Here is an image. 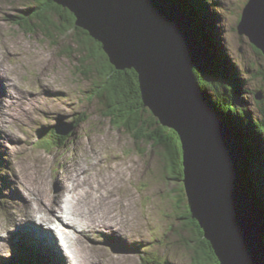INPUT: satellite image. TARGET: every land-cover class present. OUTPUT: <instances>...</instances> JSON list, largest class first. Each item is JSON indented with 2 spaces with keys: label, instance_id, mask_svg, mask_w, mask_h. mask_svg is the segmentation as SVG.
<instances>
[{
  "label": "rangeland",
  "instance_id": "rangeland-1",
  "mask_svg": "<svg viewBox=\"0 0 264 264\" xmlns=\"http://www.w3.org/2000/svg\"><path fill=\"white\" fill-rule=\"evenodd\" d=\"M246 1L218 0V8L212 10L220 18L216 38L229 59L237 61L240 77L246 81L248 92L241 98L242 104L259 119L256 92L263 90L264 79L257 78L255 72L264 70V54L237 31ZM35 2L0 0V264H22L25 256L19 252L26 249L23 237L31 236L23 228L29 224L19 223L22 231L17 233L5 229L11 228L6 223L19 220L21 216H14L21 208L22 215L25 184L41 185L45 204L62 214L59 198L51 205L72 179L117 184V188L112 187L119 200L116 231L128 232L129 236L110 242L113 235L95 231L104 236L102 239L92 231L87 243L93 241L91 245L100 248L103 258L115 257L123 264H192L194 252L182 242V236L189 235L179 219V184L166 180L164 164L148 144L137 143L129 132L103 115L99 99L91 91L97 73L91 64L85 65L86 59L83 62L87 51L77 43L74 32L50 36L40 28L25 29L12 20ZM82 118L85 121L80 123ZM49 127L74 128L73 135L62 147L48 151L42 147L41 136ZM79 162H86L85 173L73 168L67 176L68 169ZM27 252L38 258L32 249Z\"/></svg>",
  "mask_w": 264,
  "mask_h": 264
},
{
  "label": "water",
  "instance_id": "water-1",
  "mask_svg": "<svg viewBox=\"0 0 264 264\" xmlns=\"http://www.w3.org/2000/svg\"><path fill=\"white\" fill-rule=\"evenodd\" d=\"M53 1L102 43L117 69L136 70L145 106L178 132L192 217L220 264H264V215L239 172L242 143L194 74L209 71L213 61L193 19L171 0ZM237 30L264 54V0L246 1Z\"/></svg>",
  "mask_w": 264,
  "mask_h": 264
},
{
  "label": "trees",
  "instance_id": "trees-1",
  "mask_svg": "<svg viewBox=\"0 0 264 264\" xmlns=\"http://www.w3.org/2000/svg\"><path fill=\"white\" fill-rule=\"evenodd\" d=\"M174 2L184 13L193 18V28L198 38L214 53L215 61L211 72L207 75L196 73L195 76L201 91L243 144L246 160L240 163L239 171L243 176L248 195L264 215V88L255 91L257 94L262 92L263 95L259 100L260 118L255 119L253 113L247 110V106L242 104L241 98L248 89L244 87L245 79L240 77L237 61L232 62L229 59L228 52L224 51L226 49L216 38L215 29L218 28L220 18L212 7L218 8L220 2L218 0H174ZM22 12V15L13 16L12 20L25 29L35 26L50 36L52 33L69 31L76 34L77 43L84 46L87 51L83 62L86 59L85 65L91 64V68L97 73L91 91L93 97L99 99L103 115L115 122L117 127L129 132L137 143L148 144L164 164L166 180H173L179 184L177 192L182 199L179 219L185 227L183 230L189 235L181 236L182 242L185 241L184 245L194 252L192 264H220L211 243L204 237L199 221L192 217L183 182L184 156L180 136L173 128L162 125L153 112L145 106L136 70L117 69L104 51L102 43L95 40L87 30L77 26L75 15L53 0H36L35 4L26 7ZM54 18H58L59 21L55 22ZM240 18L241 15L239 20ZM255 49L263 55L257 47ZM88 72L89 69L85 73ZM255 76L264 79V70L258 69ZM82 121L85 120L82 118ZM52 128H48L41 136L42 147L48 151L65 144L71 136V134L61 136L57 127Z\"/></svg>",
  "mask_w": 264,
  "mask_h": 264
},
{
  "label": "bare ground",
  "instance_id": "bare-ground-1",
  "mask_svg": "<svg viewBox=\"0 0 264 264\" xmlns=\"http://www.w3.org/2000/svg\"><path fill=\"white\" fill-rule=\"evenodd\" d=\"M171 1L174 5L178 6L174 0ZM259 50L261 51V49ZM209 51H211V49H209ZM210 58L211 62L213 61L214 63V53H212ZM213 63L211 69L205 72L204 75L211 72ZM196 73L202 72L197 70ZM73 129L74 128H62L60 130L62 133L68 134L73 132ZM84 164H86V162H79L76 165L71 166L65 174L68 176L69 171L73 168L77 173L86 171L87 168ZM116 185H106L104 181L99 182L96 180L81 183L78 179H72L71 183L64 186L65 189L60 191L56 196L55 204L58 202L59 198L58 204H61L62 212V214H58V211L55 209L51 211V208L45 204L44 195L41 192V185L35 182H27L25 184V205L23 207L22 215L21 208L14 216L16 218L21 216L22 219L19 217V220L15 221L14 224L13 222L6 223L9 224L11 228H3L9 231L14 229L15 233H17L22 231L19 230L21 229L20 227H22L19 223L21 224L22 221H25L29 224L27 227L23 228L26 229L31 236L23 237V240L25 241L23 243L26 249L19 253L25 255L23 258L30 260L31 264H34V261L38 262L42 259L43 255L48 258L47 260H49L50 262H48L51 264H123L125 262L122 260L117 263L115 257L108 259L103 258L100 248L91 245L90 242L93 241L90 240V242L87 243L92 231H94L93 233L99 231L113 235L110 242L117 241V239L124 241L127 239L126 237L129 236L128 232L118 233L116 231V225L120 218L118 206L116 205V201L119 200L115 197V192L112 190L113 186L117 188ZM128 205H130V202ZM36 222L47 227H38ZM86 233L87 239H84L83 236L86 235ZM16 240H18L19 243H22L20 237ZM29 249L35 251V255L38 256V258L29 255L27 252ZM19 253L16 252L15 254L18 255ZM22 261V264L27 263L25 260ZM42 262L43 261L41 260L40 264H43Z\"/></svg>",
  "mask_w": 264,
  "mask_h": 264
}]
</instances>
